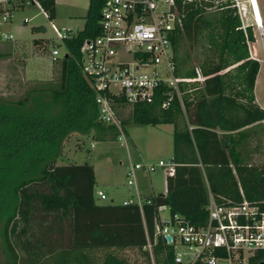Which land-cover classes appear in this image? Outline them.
<instances>
[{"label":"trees","instance_id":"1","mask_svg":"<svg viewBox=\"0 0 264 264\" xmlns=\"http://www.w3.org/2000/svg\"><path fill=\"white\" fill-rule=\"evenodd\" d=\"M104 1L88 0L82 28L63 41L57 83L15 100L0 96V242L8 264H152L147 237L154 264H175L173 247L154 235L158 206L202 225L208 191L219 201L264 200V165L243 162L233 134L264 124L254 95L260 64L247 44L254 41L252 28L243 30L233 0H173L180 18L171 37L180 96L173 92L166 107L160 100L131 106L133 123L173 125L174 171L166 175L164 193L144 196L150 202L142 210L101 203L93 165L62 162L74 133L115 139L114 127L98 119L93 82L80 64L84 39L100 33ZM38 2L53 19L55 1ZM41 42L48 49V40H33ZM124 104L114 106L123 125L116 106Z\"/></svg>","mask_w":264,"mask_h":264},{"label":"built area","instance_id":"2","mask_svg":"<svg viewBox=\"0 0 264 264\" xmlns=\"http://www.w3.org/2000/svg\"><path fill=\"white\" fill-rule=\"evenodd\" d=\"M159 1L166 7H160ZM233 1L245 31L247 25L241 18L239 0ZM34 4L40 6L38 0H0L1 19L7 21L9 11L17 7ZM41 11L49 19L48 12L42 8ZM50 24L57 42L52 41L49 56L56 62L66 52L65 47L61 52L60 44L76 31L60 29L52 21ZM179 24L173 0H105L99 14V35L83 41L80 64L82 72L93 82L98 119L114 127L115 140L121 145L127 146V137L114 110L117 101L132 106L160 100L161 106L166 107L173 92L180 96L171 38ZM247 44L250 57L256 59L250 41ZM195 73V81L201 84L204 76L200 68L196 67ZM156 166L166 167L165 172L173 174V160L169 164L160 160L156 165L145 162L126 165L131 196L122 204H136L142 210L144 201L150 202L140 192L136 172L140 169L151 172ZM240 192L242 194V190ZM96 195L100 200L106 199L100 189ZM205 211V223L195 225L178 214H170L166 205L158 206L154 235L161 236L173 247L175 264L264 263V200L249 201L243 197L237 201H219L208 191ZM145 248L154 264L152 242L148 237Z\"/></svg>","mask_w":264,"mask_h":264},{"label":"rangeland","instance_id":"3","mask_svg":"<svg viewBox=\"0 0 264 264\" xmlns=\"http://www.w3.org/2000/svg\"><path fill=\"white\" fill-rule=\"evenodd\" d=\"M54 1L55 15L50 20L42 14L38 4L20 6L9 11L7 21H2L0 16V53H2L0 55V96L15 100L24 97L33 88L54 85L58 82L60 60L52 62L48 50L51 41L57 42L50 22L52 21L60 29L69 28L73 31L81 29L88 0ZM158 3L160 7H166L163 1ZM238 4L242 21L252 28L254 41L250 43L260 64L254 84V95L255 101L264 108V22L262 29H258L254 23L250 0H239ZM258 5L264 19V0H258ZM38 38L50 42L48 49H43L44 42H41L40 46L33 43V40ZM60 48L61 52H64L63 43L60 44ZM199 52L201 53L202 49H199ZM193 63L196 64V60ZM116 108L119 116L124 120L126 118L124 130L127 146L121 145L115 139L96 140L75 133L63 146L62 162L93 165L95 192L100 189L106 195L105 200L98 199L101 203H121L131 196L126 181L127 164L145 162L156 165L160 160L169 164L173 154L172 124L133 123L128 117L131 115V105L124 104ZM245 132L246 134L241 137H238L237 132L233 133L239 140L236 150L241 159L250 165H264V124L260 122L250 125ZM165 168L156 166L151 172L137 170L139 189L140 187L148 188L152 183L157 189L163 190L167 175ZM125 254L130 259L134 258L131 251H126ZM0 264H8L1 242Z\"/></svg>","mask_w":264,"mask_h":264},{"label":"crops","instance_id":"4","mask_svg":"<svg viewBox=\"0 0 264 264\" xmlns=\"http://www.w3.org/2000/svg\"><path fill=\"white\" fill-rule=\"evenodd\" d=\"M262 16V15H261ZM263 19V17H262ZM264 22V19H263ZM255 23V22H254ZM258 27V25H256ZM263 25L258 27V29H262ZM252 54H254L253 50H251ZM255 55V54H254ZM261 106V105H260ZM166 191V177H165V187L163 190L157 189L152 183L148 186V188L140 187V192L142 195H150L152 193H164Z\"/></svg>","mask_w":264,"mask_h":264},{"label":"bare ground","instance_id":"5","mask_svg":"<svg viewBox=\"0 0 264 264\" xmlns=\"http://www.w3.org/2000/svg\"><path fill=\"white\" fill-rule=\"evenodd\" d=\"M250 2H251L253 14H254L255 23L256 25H258V27H260L263 25V19L261 16L259 5H258V0H250Z\"/></svg>","mask_w":264,"mask_h":264},{"label":"water","instance_id":"6","mask_svg":"<svg viewBox=\"0 0 264 264\" xmlns=\"http://www.w3.org/2000/svg\"><path fill=\"white\" fill-rule=\"evenodd\" d=\"M170 10H173V6L170 7ZM167 240H170V238L167 236ZM259 264H264V263H259Z\"/></svg>","mask_w":264,"mask_h":264}]
</instances>
